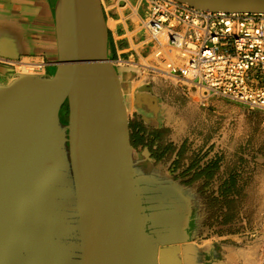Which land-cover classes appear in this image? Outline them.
Instances as JSON below:
<instances>
[{
    "label": "water",
    "instance_id": "water-1",
    "mask_svg": "<svg viewBox=\"0 0 264 264\" xmlns=\"http://www.w3.org/2000/svg\"><path fill=\"white\" fill-rule=\"evenodd\" d=\"M56 40L43 75L0 65V264H209L218 252L188 231L196 189L132 143L102 1L59 0Z\"/></svg>",
    "mask_w": 264,
    "mask_h": 264
},
{
    "label": "rangeland",
    "instance_id": "rangeland-1",
    "mask_svg": "<svg viewBox=\"0 0 264 264\" xmlns=\"http://www.w3.org/2000/svg\"><path fill=\"white\" fill-rule=\"evenodd\" d=\"M184 86L183 152L174 159L168 147L163 162L176 176L195 175L189 186L198 194L202 225L196 243L207 245L211 258L216 249L221 261L257 264L264 251V114L224 98L202 106Z\"/></svg>",
    "mask_w": 264,
    "mask_h": 264
},
{
    "label": "crops",
    "instance_id": "crops-1",
    "mask_svg": "<svg viewBox=\"0 0 264 264\" xmlns=\"http://www.w3.org/2000/svg\"><path fill=\"white\" fill-rule=\"evenodd\" d=\"M58 1L0 0V65L10 66L8 60H57ZM101 1L109 34V55L120 74L131 135L139 141L134 146H151L160 154L161 160L155 159L162 162L164 150L172 147L173 157L178 159L185 142L186 88L183 82L164 72L163 58L168 55L156 57V52L164 47L145 25L151 0ZM4 77L0 73V79ZM213 259L209 264H233L219 260V256Z\"/></svg>",
    "mask_w": 264,
    "mask_h": 264
},
{
    "label": "built area",
    "instance_id": "built-area-1",
    "mask_svg": "<svg viewBox=\"0 0 264 264\" xmlns=\"http://www.w3.org/2000/svg\"><path fill=\"white\" fill-rule=\"evenodd\" d=\"M145 25L154 38L168 32L156 57L168 55L166 73L200 91L202 106L224 98L264 114V14L210 12L175 0H151ZM37 65L38 72L47 66L44 61Z\"/></svg>",
    "mask_w": 264,
    "mask_h": 264
},
{
    "label": "bare ground",
    "instance_id": "bare-ground-1",
    "mask_svg": "<svg viewBox=\"0 0 264 264\" xmlns=\"http://www.w3.org/2000/svg\"><path fill=\"white\" fill-rule=\"evenodd\" d=\"M176 1V0H175ZM167 37H168V32L165 30V31H163L161 34H159L158 35V39H160V42L162 43V44H164V42L166 41V39H167ZM162 49V48H161ZM174 54H173V56H174V58H175V52H173ZM172 56V57H173ZM3 59V58H2ZM1 58H0V60H2ZM6 61V60H5ZM41 61H44L45 63H46V68L43 70V72L41 71V72H38V62H41ZM41 61H39V60H37V61H30V60H27V59H22V60H17V61H10V60H8V61H6V63L7 64H9L10 66H12L14 69H15V71L17 72V73H22V74H31V75H43V74H45L46 72H47V70L49 69V67L53 64L54 65V63H56V62H54V63H50V62H46L45 60H41ZM114 61V60H113ZM115 63V62H114ZM5 64V63H4ZM164 66V65H163ZM153 69H155V68H153ZM155 70H157V71H160L159 69H155ZM165 71V73H166V69L164 70ZM167 74V73H166ZM165 75V74H164ZM168 75V74H167ZM169 76V75H168ZM169 77H171V76H169ZM197 94H198V96H199V98L201 99V97H200V95H201V92L200 91H198L197 92ZM128 115H129V118H130V114H129V108H128ZM200 239V238H199ZM198 241V239H196L195 240V243ZM197 244V243H196ZM199 245V244H198ZM216 250V249H215ZM216 257V256H215ZM263 259H264V251H263V255H261V257L258 259V261H257V264H263ZM212 262V261H211Z\"/></svg>",
    "mask_w": 264,
    "mask_h": 264
},
{
    "label": "flooded vegetation",
    "instance_id": "flooded-vegetation-1",
    "mask_svg": "<svg viewBox=\"0 0 264 264\" xmlns=\"http://www.w3.org/2000/svg\"><path fill=\"white\" fill-rule=\"evenodd\" d=\"M67 109V108H66ZM132 143L136 146L137 145V139L135 137L132 136ZM149 149L150 151L152 152V155L154 158H156L157 160H161L159 159V156L160 154L156 151H153L152 150V147L149 146ZM173 166L175 165H172V170L174 172H176L177 169H174ZM177 178H180L183 182V184H186V185H190L193 183L192 180L195 179V175L194 177L188 173H185L184 171H180L179 173H177ZM193 178V179H192ZM189 233L192 234V233H195L197 239H199L200 237H202L201 235V229H202V225H201V215H200V212H199V209H198V206L196 204V206H193L192 207V213H191V216H190V222H189ZM214 251L215 249H213V254H214Z\"/></svg>",
    "mask_w": 264,
    "mask_h": 264
}]
</instances>
